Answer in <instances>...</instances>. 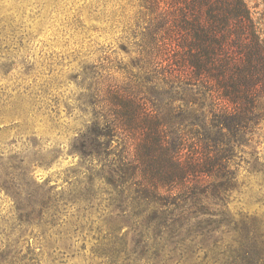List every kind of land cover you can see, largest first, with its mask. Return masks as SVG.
I'll return each instance as SVG.
<instances>
[{
  "label": "trees",
  "instance_id": "trees-1",
  "mask_svg": "<svg viewBox=\"0 0 264 264\" xmlns=\"http://www.w3.org/2000/svg\"><path fill=\"white\" fill-rule=\"evenodd\" d=\"M168 7L145 37L151 95L110 85L72 146L80 177L44 202L53 215L68 203L103 209L101 264H264L258 219L228 206L261 119L264 30L245 0Z\"/></svg>",
  "mask_w": 264,
  "mask_h": 264
},
{
  "label": "rangeland",
  "instance_id": "rangeland-1",
  "mask_svg": "<svg viewBox=\"0 0 264 264\" xmlns=\"http://www.w3.org/2000/svg\"><path fill=\"white\" fill-rule=\"evenodd\" d=\"M245 2L263 31L264 0ZM168 3L0 0L1 264L102 263L93 250L103 209L68 203L53 215L46 192L80 177H72L81 165L72 146L110 85L151 95L145 37ZM258 106L261 119L238 153L242 184L228 206L238 218L255 216L264 234V95Z\"/></svg>",
  "mask_w": 264,
  "mask_h": 264
}]
</instances>
